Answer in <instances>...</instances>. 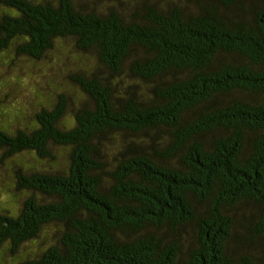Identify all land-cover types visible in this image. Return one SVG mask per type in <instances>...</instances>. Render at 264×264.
<instances>
[{"label":"trees","instance_id":"1","mask_svg":"<svg viewBox=\"0 0 264 264\" xmlns=\"http://www.w3.org/2000/svg\"><path fill=\"white\" fill-rule=\"evenodd\" d=\"M86 1L0 0L2 59L87 55L75 108L0 112V264H264V0Z\"/></svg>","mask_w":264,"mask_h":264},{"label":"rangeland","instance_id":"2","mask_svg":"<svg viewBox=\"0 0 264 264\" xmlns=\"http://www.w3.org/2000/svg\"><path fill=\"white\" fill-rule=\"evenodd\" d=\"M82 2H86L88 7L102 11L112 5L110 2L98 5H91L86 0ZM86 56L76 50L73 44L64 40H56L45 59L39 63H32L22 57H15L11 60L12 55L4 56L3 59L0 56V83L2 84L0 112H4L2 120H10V125H14L13 129L28 127L33 123L34 114L37 111L34 108L37 102L43 101L44 105L53 104L57 100V94L60 93L66 96L68 107L73 109L78 106L83 96L78 100L79 91L69 83L68 76L77 70L79 65H84L83 63L87 61ZM49 98L54 101L50 102ZM63 118L68 119L69 113L65 112ZM12 180L11 164L7 162L0 164V204L2 207L17 206L21 201L22 195L14 192ZM44 236L47 239L50 237L48 229L42 231L37 241L23 246L22 249L24 247L26 249L21 250V253H29L36 248L37 244H44L45 241H42ZM10 262L8 260V263Z\"/></svg>","mask_w":264,"mask_h":264},{"label":"bare ground","instance_id":"3","mask_svg":"<svg viewBox=\"0 0 264 264\" xmlns=\"http://www.w3.org/2000/svg\"><path fill=\"white\" fill-rule=\"evenodd\" d=\"M180 60V59H179Z\"/></svg>","mask_w":264,"mask_h":264}]
</instances>
